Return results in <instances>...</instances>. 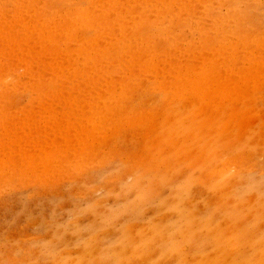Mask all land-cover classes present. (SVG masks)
<instances>
[{
    "label": "rangeland",
    "instance_id": "rangeland-1",
    "mask_svg": "<svg viewBox=\"0 0 264 264\" xmlns=\"http://www.w3.org/2000/svg\"><path fill=\"white\" fill-rule=\"evenodd\" d=\"M8 1H10V2L8 3ZM8 1L7 0H0V2L2 4V5L0 4V6H1L0 7V26H1L0 32H3L4 28H5V30H4L5 32H3V33H6V31L8 32L10 29L12 30V28H14V32H12L13 30L10 31L13 34L16 32L15 30H17V29H15L16 25L20 26L19 23H24V22H21V21H24V19L23 20H21V19L27 18V15H30L31 17L30 16L29 17L31 19H29V17H28L27 19H25V21H27L29 19V20H31V22H29V23L39 25L38 28L40 30L43 29V31H51L54 29L55 24L53 26L52 25L46 26V25H47V21L50 20V18L53 15L52 13H54L55 11L51 12V10L47 9L46 7H48V5H49V8L51 9L52 7H50V6L53 5V9L56 8L55 10L58 12V6H59V9L61 8V6L69 9L68 8L69 5L72 6L73 4L78 3V0H74V2H73V0H70L67 3H66V1H68V0H65V1L64 0H58V1L57 0H44V1L38 0L37 3H35L36 0H28V1L26 0L27 2L25 0H17V1L15 0L17 3L15 1L13 2V0L12 1L8 0ZM29 1L30 2L34 1V2L32 4H30ZM41 1H43V2H41ZM51 1H52V3H54V1H55L56 4L55 3L51 4ZM80 1H82V2H80ZM93 1L94 0H79V4L83 5V7H88V6L92 7L96 3V7H97V4L100 1L99 0H95L94 2ZM102 1H104V0H102ZM105 1H107V0H105ZM115 1H117L118 4L121 2L120 4L122 5V9H120L121 7H117L116 10L113 11V13H111V14H113L112 17L116 16L115 19L113 18L114 22L115 21H122L124 18L122 16H124L125 12H127V13H128V11L133 12L135 6H137V4L139 2V1L137 2V0L136 1L135 0H131V1L130 0H120V1L114 0V2ZM143 1H145V0H143ZM3 2L6 3L7 5L3 4ZM23 2L25 3V6H24L25 8H27L26 3H28V7H30V8H27V10L31 9V11L29 10V13L32 12V9L36 10L37 6L39 7V5L41 4V8H39V10L42 9L43 12L40 11L41 14L39 15L38 14L39 11H35V13L33 11L32 14L34 13L35 15H37L38 17L41 18L42 13H43L44 17H47L46 20H44L43 16H42L43 18H41L42 21H44L45 23L42 24V22H40V21H37L36 23H34V21L36 19L39 20L40 18H37V16H35L33 14L36 19L32 20L33 16L31 14H29L28 12H27L26 17H22V18L20 17V19H19L18 17L20 15L24 16V14H26L25 13L26 9H24V7L22 6L24 4ZM110 2H113V0H108L107 3H110ZM131 2L136 4V5H134V4L132 5ZM141 2H142V0L140 1V3ZM58 3H59V5H58ZM130 3H131V5H130L131 8L129 6L126 8L127 4H130ZM34 4H36V5L38 4V5L36 6ZM29 5H32V7L34 6L35 9L31 8V6H29ZM16 6L18 7V9ZM21 6L23 7V9L25 11L21 8ZM71 6H70V8H71ZM7 7H8V9H7ZM91 7L89 9H91ZM259 7L260 6H256V7L252 8V10L255 11V12L254 11L253 12L254 13L257 12V13L254 14L253 12H251V14L253 15V17H252V15H251V17L254 18L257 16V18L253 23H251V25H253L252 27L250 26L251 29H254L255 27L257 29L258 27L260 28L261 26H263L262 28H264V9H263L264 7L263 6H261L260 8ZM11 8L14 10L13 11L10 10ZM64 8H61V9H63V12L65 10ZM256 8L259 9V11ZM67 9L65 10L66 12L69 11ZM19 10H21V11H19ZM91 10H96V9L94 8ZM99 10H100V8H99ZM22 11H24V12L22 13ZM45 11L51 12V14L47 13L48 15L50 14V16H47L46 13H44ZM198 11H200V10H198ZM63 12L61 10L60 13H63ZM3 13H4V15H3ZM10 13H11V15H10ZM60 13H59V15L62 17L63 14L61 15ZM16 14H18V15L15 16ZM121 14H122V16H121ZM200 14H201V11H200V13L196 12L194 15L196 16L197 20L194 19L193 21L192 20L189 21L187 23V26H185V27L181 25L182 28L178 27V26L174 27L171 25H169V27L171 26V28L166 27L164 24L168 25L169 23H164V22L168 21V19L166 21L162 22V24L160 23V25H164L166 28L164 26H160L159 24L153 26V28L151 27L150 28L151 33H155L156 35L158 33L160 36H158V38H159V40H158L157 36L155 34H152L153 37L154 38L156 37V38L155 39L153 38L155 41L153 39H151V42L148 40L146 41L147 44H148V42L151 43V45L148 44V45H150L149 47L146 43H143L145 41L142 40V38L144 37V35H146V33L149 34L150 31L147 29H144L143 32L146 31L145 33L138 32L139 26H137V28H136L137 30L135 29V31L137 34H140V35H138V37L140 36L138 38V40L141 39L140 44H142L141 46H144V48H145L143 50V53H145L144 57L147 54H151V53L153 55L154 50H156L155 53L158 51L156 53L157 54L156 58H159V55H161L160 56L161 58H163V56H164V58H169V59L172 57L173 58L172 60L175 62V64L179 65V63L181 64L182 61H184L183 56H185L182 54L183 52L179 53V51L185 50L184 54H187V52L189 53L187 55L188 57L185 56V58L190 60V61L192 60L191 62H188L190 64L192 63L191 65H193V63L198 64V62L201 61V58H198L199 54H201L199 57L209 56L210 58H213L212 59L213 64H212V62H211V64L212 65L216 64V67H214V70H219V69L220 70L218 72L214 71L217 74V76L214 78H217L218 80L214 79L215 81L211 84V87H212V85L214 86V87H212V89L209 87H205L204 89L202 88L199 90L192 91V90H188L189 89V87H188L187 91H186L183 89L177 90L176 87H175V89L174 88L171 89V86H167L165 84L158 85L162 82H160V79H159V81L156 80V82H155V80H153V79H156V78H154L155 76L157 77V79L159 76V74L157 72H154L155 69H153V72H154V73L152 72L153 74H151V72L148 73V71L146 72L148 74H145L144 72H142V74H140L141 72L137 71V73L139 75L137 73L134 74V72L130 71V70L129 71L126 70L127 72L126 71L124 72L122 70L124 72V74L122 76L123 72L121 73L120 71H118V70H121V67H117V71L114 67H116L117 65L119 66L121 64V62L118 61V56L120 55L119 51L121 52V50H123V47H125V45H123L122 43H124V42L127 43V41H126L127 39L131 40V39H129L130 37L126 38L124 40V42H123V39H120L121 41L117 42V40L115 38L107 40V39H109L110 34L113 33V30L111 32L110 29H108V31H107L105 28L104 29L101 28V30L99 28L97 30L95 28V30H94V28H93V30H94L93 31L92 28H87V30H86L85 29L86 27H83L85 30L81 34L84 35L85 38L86 37L92 38V37H94V35H97V37L99 35L101 37V34L103 35L106 32V34H107L106 38L107 39H104L105 43H111V45L113 44L112 47L118 49L116 51V53L119 55L115 56V57H117V59H115V57H114V55H117L116 53L113 54V57L111 55V58H110V56L107 58L106 57L102 58L103 56L99 55L100 58H98V57L97 58L98 59L102 58L103 61L101 63L104 65H102L101 68H98L99 66H96L97 68H94V70H97V71L99 70L98 72H100L103 68H104L103 69L104 71H105V69L107 70L108 68H109L108 70L111 69L110 71L114 72L113 75L115 74V76H116L119 74L117 77H119V78L121 77V78H123V80L128 81V83H129L128 88H130L129 90H131V91L128 90L126 93L125 91L122 90L121 87L115 86V84H114L115 82L113 84L109 83L110 85H113V86H110L108 83L105 82L106 85L105 84L104 85L106 87L102 86L101 87L102 90L100 89L99 86L90 85L89 82H83V83L79 84L81 87L76 86V84L73 86H71L70 84L69 85L65 84V87H64V85H63V87L62 86L54 87V85H53V88L55 89V91L51 87L50 88L52 91L49 90L50 88H48V91L46 90L48 92V94L50 95V97L48 96V94L46 95L47 92H42L43 90L39 91V90H36L37 88L35 89L33 87L28 88V87L22 86V87H18V88L11 90V91H13V95H9L10 96V97H8L9 100H8V98L6 99V97L4 99L2 98V100H4V102L6 100H8V101H6L5 104H3L4 103L3 101L0 102L1 103L0 104V118H1L0 119V131H1L0 132V137H1L0 138V144H1L0 153L2 156H4L5 153H6V155H8L7 153H9L8 157H6V155L4 157L9 158L10 160L14 159L13 161L20 159L19 162H21V163L24 162L23 156L26 157V155H24V153L26 154L29 151H32L33 148H35V145H36L35 142H39V144H43V140L44 141L47 140L46 137L49 136L48 130L50 128H52V129L53 128H55V129L62 128V129H60V131H63L64 128H68L67 126H69L70 128H73L76 125L75 127L77 128V126L79 127V125H80L79 120H80V122L83 120H86L84 118V116L89 111H90V113L92 111H97V112H95V113H98L97 115H99L101 113L99 116H97V115L94 116L93 115L94 113L93 114L88 113L87 115L90 114L89 118H88L89 121H90V117H92V116H93L92 117L93 119H95V117H96V119L98 117H100L98 119L101 120V119H103V117L106 114L112 115L111 113H113L112 111H114L115 114L118 113V115L116 114V116H113V117H117V116L118 117H117L116 121L113 120V124H114L113 126H116L118 120L120 121L121 120L120 118H122V117H124L122 120H124L125 123L123 121L122 122L120 121V122H118L116 128L115 127H113V128L108 127L109 126L108 125L107 126L108 128H106L107 130L103 129V131H101V129H100V132H99L100 134H101V132H104L103 134H101V135H103V137L99 136L100 134L97 133L98 131L95 132L96 131V128H95L94 132H95V135L98 134V135H96L97 138H100V140H101V138L104 140L106 139V137H107V139L110 138L108 140V144H107V142H104L102 144V142L104 140H102V142H100L101 144L97 143V142H99V141H97L96 142L97 144H95V143L93 144V145H95V149L93 148L94 146L93 147L90 146V148H89L90 152L89 151H84L86 153L82 152L84 155L83 156L84 158L87 157L85 155H88V157H89V158L88 157L86 158L87 161L84 159L86 162H82L83 161L82 156H80V159L82 158L80 160L77 158L78 156L76 157L73 154L74 157H76V158H73V156H71L72 150L71 151L68 150L69 153L67 152L68 153L67 157L71 156L72 158H70V162L64 161V162H66V165H65V163H64V165L66 167L68 166L67 168H65V169H67L66 170L67 172L65 170H63V171H65V173H64L62 171L63 168L60 169L61 175L59 176L58 175L59 170L57 171V168H55V166H54L53 168H54L55 172L56 171L58 172L57 174H55V172H53L54 178H52L51 176H50V178L47 177V176L51 175V172L53 169L50 170V168L53 165L49 166L48 173H46L47 170H44V172L46 171L45 173L47 174L46 177H45V175L43 176V174H45L44 172H43V174H40V176L38 174H35L36 177H34L33 176L34 173H32V172H35V169L33 170V168H32L33 171L29 172L28 170H30L29 169V168H31V166H30V167H28V170H27L28 173L27 172H26V174H25V172L23 173L26 175V176L24 175L25 177H28V178H25L24 176H22L23 171L20 172V169H19L20 167L22 168V166H20V164H18L17 166L18 167L20 166V167L19 168L16 167L14 169H16V171H17V169L19 170V172H20L19 174H21L20 175L21 179H23V180H20V179H18L19 175L16 178L17 173L15 170L14 171H15L16 175H14V174L12 175L11 172L9 173L5 167L1 166V162H0V167L2 169L5 168V169H3V171L6 170L7 173H9L12 176H15V178H16V179H14V177H11V176L8 177L9 174L7 175L6 173L5 174L7 175V177L5 178V176H3L5 179L0 177L2 180V181L0 180L1 181L0 182V264H63V261L67 257H70V256L75 257L77 255H82L83 253L79 249H76V250L72 249V245L76 242L77 237L72 235V232L75 230L74 227L72 225L68 224V221L70 219V215L72 214V212L74 210L79 209V208H85V207H87L88 203H94L98 207L94 210L86 211L83 215L80 216L79 220L76 223H78L80 226L90 225V224H99L100 220H101L100 214L102 212L107 211V208L105 207V205L115 206V205H118V204H121L124 202L125 198L123 197L122 193L127 190L128 186H130L127 184L128 177H132L131 183L138 185L137 191L139 192V194H141L144 197L143 210L139 215L127 214V215L121 217V219L118 220L115 223V225L110 227L107 230V232L104 233V235L116 238V237H119V235L121 234V231H126L132 236L134 241H136L137 243H139L140 241H144V240H151L152 241L151 251L147 255H140L139 253H133L132 249L128 250L127 256L130 257V264H151V262L153 260H156L157 264H264V76L259 73V75H258L259 77L256 76L257 78H255V77H253L255 75H253L252 72L249 71L253 68L254 64H252V63L260 61V58L264 59L261 57V56L264 57V34H263L264 30L262 28H260V29L258 28L259 30L257 29L258 30V31L256 30L257 32L253 31L252 33H250L248 38L240 37L243 40V42H242L241 39L238 37L240 35V33L237 34L234 32V34H233V32H232L234 29L235 30H236V28L238 29L237 25H235L234 23H231V24H234L235 28L226 29V28H224V25L222 23L218 24L220 22L216 23V22L212 21L211 18L213 15H209V14L204 13L206 15V17H205V15L203 13H202L203 16H202V14L201 15ZM54 15H56V14H54ZM254 15H256V16H254ZM8 17H11V18H8ZM15 17H17V20H20V21H17ZM56 17H57V15H56ZM57 18H59V17H57ZM8 19H9V22L11 23L10 25H9ZM13 19H15V20L13 21ZM210 19H211V22H210L211 25L207 24L208 21H210ZM4 20L7 23L6 26L3 24ZM198 20L202 24L199 23ZM258 20H259V22H258ZM12 21L14 24H16L15 27H14V25H13V27L11 26ZM28 21L26 22V24L24 23L23 25H25V30L28 31V33H29V31H30L29 28H31L30 27L31 25L28 28H26L29 25ZM17 22H19V23L17 24ZM197 23H199V24H197ZM50 24H51V21H50ZM60 24L59 25L56 24L55 29H57L56 27L60 26ZM190 24H191V26H190ZM200 24H201L202 28L199 26ZM259 24H261V25H259ZM35 25L33 27H35ZM48 25H49V22H48ZM208 25H210V26H208ZM2 26H3V28H2ZM193 26H198L197 30ZM114 27L116 29H120L121 25H117ZM158 27H164L163 29L165 30V32H166V30L168 31V33L166 32L168 38L166 36V33H164L162 31L163 29L158 28ZM8 28H10V29H8ZM200 28H201V31L203 30L202 33H204L203 37H205V36L210 37L212 35L210 37L211 40L208 37L209 38L208 39L209 44L208 43L204 44L207 41L206 40L207 37H205L206 39H204V40H200L203 38L202 36H200V34L203 35L200 32ZM212 28H214L216 31H213ZM37 29H34V30H37ZM172 29H174L173 30L174 34L180 33V31H181V34H177L178 37H176L177 38V39H175L176 41L173 38L175 36L170 37L173 40H171L169 38V35H171L170 33H171ZM22 30H24V29L22 28L21 31ZM32 30H33V28H32ZM40 30H38L37 32H39ZM58 30H59V28H58ZM99 30H100V32L98 33ZM102 30H103V32H102ZM227 30H229V31L232 30V31H230L231 32L230 33L229 31L227 32ZM21 31H19V28H18V33L16 32L14 35L18 34L20 36L21 34H19V33ZM118 31H120V30H118ZM219 31L220 32L226 31L227 34L221 33V35L219 34L221 37L219 36L220 38H217L218 37L217 33H220ZM30 32H32V31H30ZM84 32H85V34H84ZM107 32L108 33L111 32V33L108 34ZM117 32H115V33H117ZM134 32L132 34H134ZM254 32H256V34H257L256 36L260 35V36H258V38L256 37L259 40H258V42L255 41L254 42L255 44L252 41L248 42V40L251 37H253V38L255 37ZM22 33H24V32L22 31ZM96 33H98V34H96ZM120 33H121V31H120ZM185 33H186V35H185ZM161 34H163L164 36H162ZM182 34H183V36H182ZM228 34H230L232 40H234V41H231V43L229 42L230 36ZM4 35L2 34V36H1V34H0V37H1L0 44L2 42V37ZM18 35H16V36H18ZM22 35H25V34H22ZM29 35H31V33H29ZM197 36H199V37L196 40ZM224 36H226L228 38L225 37L226 38L225 39V38H223ZM35 37H38V36H35ZM111 37H113V36H111ZM21 38H22V36H21ZM21 38L19 37L18 39L20 40ZM184 38L186 41L187 40L188 41L186 42L184 40ZM222 38L225 39L226 41H228V40L229 41L226 42L224 40L225 41V43H224L222 40H220ZM256 38H254V39H256ZM144 39H145V37H144ZM216 39L217 40L219 39L220 41L219 40L217 41ZM15 40H17V37ZM152 40L154 41V43ZM177 40H179V41H177ZM235 40H237L238 42ZM250 40H252V39H250ZM73 41L74 42H72V43L70 42L71 44L70 43L64 44V47L65 46L66 47L71 46L68 49L69 50L68 55H70L72 57V60H73V58L75 59L74 56L77 55L76 53H78V56H79V54H81L80 52H78V51L75 52V51L77 50V48L82 47V46H80V42H79V46H78V44H77L78 40L75 39ZM156 41L158 43L160 41L161 43H159V45H158V43L156 44ZM167 41H168V43H167ZM174 41L177 43L175 44ZM75 42H77V43H75ZM181 42H182V45H180ZM244 42H245V44L243 45ZM15 43L17 44V42H15ZM48 43L49 42H47V44H44V45L47 46V45H49ZM219 43H221V44H219ZM222 43H224V44L227 43L228 45L236 44V49L238 46L241 47L242 49L239 47L237 49V56L238 57L239 56L242 57L243 55L247 56L246 54L250 55V53H247L248 50H246V49H248V46H252L250 48H256V49L258 48L256 50V51H258L257 57L256 56L250 57L251 62H252L251 64H250V62L249 63L245 62V60H243V59H242L243 65H242L241 61H240V63L238 61H235V63H234L235 58L230 57L232 55L230 53V51H232L231 48H230V50H228L229 52L228 51H225V52L222 51V52L218 53L217 49H218V47H220V45H222ZM51 44H52V46H54L53 42H51ZM62 44L63 43H61V46H63ZM144 44L147 46H145ZM155 44L157 45V49L152 50L154 47L156 48ZM172 44H173V47H171ZM178 44H179L180 48L182 47L181 49L178 48V49H180L179 51L176 50L177 47H179ZM203 44H204L203 47L205 49L202 48ZM211 44H213L212 49L215 47L214 45L216 44L217 47L214 48V50L216 49L217 52L216 51L214 52V50H210ZM36 45H35V47H38L41 44L38 43V45L37 46ZM117 45L120 47H118ZM165 45H167V46H165ZM188 45H190L191 47ZM200 45H201V47H200ZM205 45H207V46H205ZM33 46H34V44L31 47H33ZM73 46H74V48H73ZM169 46H170V50H169V48L167 49V47H169ZM243 46L244 47L246 46V47L244 48ZM260 46H262L263 48ZM20 47H22V46H20ZM24 47H22V48H24ZM194 47L196 49H194ZM160 48H163V49H160ZM164 48H166V49H164ZM198 48H199V50H198ZM206 49L208 50V52ZM146 50H147V52H146ZM196 50L198 53L196 52ZM65 51H67V48ZM79 51H81V50H79ZM171 51H174V52L171 53ZM71 52H72V54H70ZM159 52H160V54H159ZM190 52L191 53L193 52L192 53L193 55ZM195 52L198 55L197 56L195 54L197 57H194ZM199 52H201V53H199ZM202 52L205 55L202 54ZM259 52H261L263 54L261 55V53H259ZM221 53H223V54H221ZM226 53L228 56L226 55ZM242 53H244V54H242ZM239 54H241V55H239ZM66 55H67V53H66ZM83 55H85V54H82V56ZM165 55H166V57H165ZM5 56H4V60L8 57V56H6V58H5ZM82 56H79V57H82ZM130 56H131V58L128 55L130 60L127 57L126 61L131 62V59H132L134 62H138L141 59V58H138V56L137 57L133 56L132 54ZM190 56L193 59H190L191 58ZM225 56L227 59L224 58ZM258 56H259V58H258ZM56 57L59 58L58 55ZM62 57H64V56H62ZM229 57H230V59H229ZM156 58H154V59L158 60ZM164 58H163V60H164ZM195 58L196 59L198 58L197 61H195ZM252 58H253V61H252ZM2 59H3V57H2ZM55 59L56 58H54V60ZM65 59H68V58L65 57ZM105 59H110L111 60V61L109 60L110 64H108L109 62H107V60H105ZM177 59H179L181 62L179 60L177 61ZM257 59H258V61H257ZM58 60L60 61V59H58ZM62 60H63V58H62ZM83 60H84V58H83ZM112 60H113V62H112ZM235 60H237V59H235ZM93 61L94 60H92V61L89 60V64H91V65L93 64V66H94L95 63H93ZM114 61H116V62H114ZM117 61H118V64H116ZM176 61H177V63H176ZM193 61H195V62H193ZM227 61H228V63H226ZM230 61H232V63L234 65L235 64L237 65V66L235 65L236 68H238L237 63H239V66L241 65L240 67H247L248 68L247 72H248V74L250 72L249 75L247 73L246 74H240V77H242V79H244L243 82H242V79H239L240 77L238 75V73H240V71H242V70H240V71H238L236 69H235V71L229 70L230 71V73H229V71L226 68L225 71L227 70V72L225 73L223 68H225L227 66V64H228V66H230L232 64ZM4 62L6 63V61H4ZM83 63L84 64L81 65L82 69L80 68L81 69L80 72H83L84 76L82 75V73H80V77H82L81 80L89 81V77L87 76L86 73H88L89 76L93 75L94 70L92 69L93 73H91V70H90L91 66H89V64L86 65L85 62H83ZM111 63H113V64H111ZM7 64L8 63H6V65ZM41 64H43V63H41ZM6 65L4 64V66H6ZM107 65H109V66H107ZM248 65H249V67H248ZM86 66L89 67L90 71H88V68ZM103 66H105V67H103ZM110 66H112V68H110ZM83 68H84V70H83ZM110 71H109V73H111ZM115 71L119 72V73H116ZM232 72H235V73H232ZM236 72H237V74H236ZM125 73H127V76H125ZM130 73L135 75V76H132ZM156 73H157V75H155ZM223 73H225L226 76ZM113 75L112 74L110 75L111 78L113 77ZM137 75L139 78L137 77ZM140 75H143V77L142 76L140 77ZM145 75H147V77L149 76L151 78L149 79V77H148V79H147V77H145ZM242 75H244V76H242ZM246 75H248V76H246ZM152 76H153V78H152ZM220 76H222V77H220ZM237 76H238V78H237ZM260 76H262L263 78ZM119 78H117L118 80L116 79V77H114L112 79H113V81H115V79H116V82H117V81H119ZM127 78L128 79L130 78V80H127ZM159 78H161V77H159ZM142 79L144 80V82ZM220 79L223 80L224 83L220 82ZM246 79H247V81H246ZM255 79H257V80H255ZM238 80L240 82V85H239ZM157 81L160 83H157ZM137 83L139 84V86ZM142 83H144V84H142ZM215 83H217V84L215 85ZM221 83H223V84H221ZM226 83H228L227 86L225 85ZM255 83H256V86H255ZM248 84H250V86ZM223 85H224V87H223ZM241 85H245V87L241 86ZM48 86H52V85H48ZM69 86H70V88H69ZM107 86H109V87L107 88ZM158 86H160V87L158 88ZM233 86H235V87L232 88ZM240 86L242 87V90H241ZM12 87L13 86H11L10 89H12ZM147 87H149V88H147ZM154 87H157V89ZM218 87H220V89ZM82 88H83V90H82ZM227 88H229V90ZM19 89H21V90H19ZM60 89H62V90H60ZM70 89H72V90H70ZM108 89H110L109 90L110 95L108 98L109 100L107 99L108 94H109V92L107 91ZM112 89H113V91H112ZM214 89L216 91H218L217 92L218 94L222 93V94H220L222 96L219 95L220 99H217L218 95H216V92ZM225 89H226V91H225ZM114 90H116V91H114ZM117 90L118 91L122 90L121 94H120V91L118 92ZM169 90H171V91L173 90L172 93ZM35 91H37V92H35ZM38 91L42 92V93H39ZM49 91H51V92L49 93ZM197 91H198V94L200 96H196V95H198ZM199 91L200 92L204 91V92L201 95V93ZM228 91H229V93H228ZM173 92L175 95H178V96H175L173 94ZM181 92L183 93V96L186 93H188V94H186V96H184V97L183 96L181 97V95H182V94H180ZM231 93H232V95H229ZM10 94H12V92H10ZM93 94H95V95H93ZM97 94H98V96L100 95L99 98H97L98 97ZM169 94H171V95H169ZM226 94H227V96H226ZM42 95L44 96V98H42L43 97ZM113 95L116 97V99ZM190 95H192V96H190ZM203 95L209 96V97L205 98V96H203ZM214 95H216V96H214ZM58 96H59V100H58ZM60 96H62V98H64V99L66 96L67 97L65 100H63V99L61 100ZM89 96H91V98ZM92 96H93L94 100L92 99ZM117 96L119 98H117ZM127 96L130 98H128ZM170 96H172L171 99H170ZM211 96L216 99V101L214 100L215 102L213 101V99L211 100ZM52 97H54L56 99V102H54L55 99ZM72 97H73V99H72ZM88 98L91 99V101ZM174 98H176V99H174ZM51 99L52 100L54 99L53 102ZM74 99H75V102H74ZM47 100L48 101L50 100L49 101L50 103H48ZM92 100H93V102H92ZM101 100L103 103L101 102ZM9 101H12V102L10 103ZM88 101H90V102L88 103ZM127 101H129V103ZM65 102H67V103H65ZM68 102H69V104H68ZM81 102H82V104H81ZM104 102H105L106 106H105ZM57 103H59V104H57ZM112 103L114 105L116 103H118L119 107L117 105L114 106ZM71 104H72V107H71ZM95 104H97V105H95ZM99 104H100V106H99ZM206 104H207V106L205 107ZM4 105H6V106H4ZM208 105H210L211 107ZM63 106H64V108H63ZM111 106L113 109L112 108H111V110L108 109ZM27 107H29V109ZM66 107H67V109H66ZM87 107L92 108V110L87 108ZM106 107H108V108H106ZM20 108H21V110H20ZM37 108H39L38 111H37ZM46 108H47V110H45ZM48 108H50V109L48 110ZM114 108H116V109H114ZM126 108H128L127 111L125 110ZM129 108H131V109H129ZM146 108H148V110H146ZM14 109L16 111H14ZM41 109L43 111L40 112L39 110H41ZM51 109H52V111H50ZM68 109H69L70 115L66 114V113H68L67 112ZM80 109H81V112L85 113V115H81L83 113L80 112ZM150 109H151V112H150ZM27 110H28V112H27ZM54 110H55V112H53ZM57 110H59V111L57 112ZM65 110H66V112H64ZM83 110H85V111H83ZM131 110H132V112H130ZM135 111H137V112H135ZM47 112H48V114H47ZM73 112H75V114ZM102 112H104V113H102ZM139 112L141 114H139ZM152 112H154V113H152ZM51 113L53 114V116ZM71 113L75 116L77 114V117L72 116ZM121 113H124V116ZM147 113H148V115H147ZM45 114H47V116ZM61 114H62V117H61ZM79 114L81 115L80 116L81 118L79 117ZM126 114H127L128 118H127V116H125ZM131 114H133V116ZM149 114L151 115V117L149 116ZM152 114L154 116H152ZM38 115H39V117H38ZM42 115H43V117H42ZM143 115H144V117L141 119V117ZM26 116H27V118H25ZM32 116L34 117L33 118L34 121H32L33 120ZM45 116L49 119L47 120V118H44ZM54 116H55V118H58L59 116L60 117L58 119L54 120L53 119ZM119 116H121V117H119ZM85 117H87V116H85ZM113 117L111 116V118H113ZM30 118H31V120H28ZM135 118L138 122H139L138 118L141 119L140 125H138L139 123L135 120ZM23 119L27 123H25L23 121ZM77 119H79V120H77ZM81 119H83V120H81ZM129 119L130 120L132 119V121L134 120L133 122L136 121L138 123L137 124L138 126L135 125L136 128H134L135 127V126H133L134 124H132V123H131L132 125L127 124ZM148 119H149V121H148ZM17 120H18V122H17ZM61 120L63 121V124H62ZM126 120H128V121H126ZM143 120L144 121L146 120L145 122L148 121V124H146ZM52 121H53V123H52ZM66 121H67V123H66ZM69 121H71V122L69 123ZM47 122L48 123L51 122V126H50V123L48 124ZM58 122H59V127H58ZM86 122L87 121H85V122L83 121L82 126H84L85 128L90 126L87 129L91 130V128L93 126L90 125L89 122H88V124ZM151 122L153 125H151ZM16 123H18V124H16ZM2 124L8 125V126H4L5 128L8 129L7 131H3L4 127ZM19 124H20V126H18ZM25 124H27V125H25ZM126 124H127V126H126ZM16 125L18 126L17 128L19 129L18 132H17V128L15 129ZM21 125H23V128ZM28 125L29 126L31 125V126L29 127ZM124 125H125V127H124ZM128 125H130V127ZM9 127L11 128V130H13L12 128H14V130L13 131L9 130L10 129ZM118 127L121 129H119ZM20 128H21V130H20ZM25 128H27V129H25ZM47 128H49V129H47ZM110 128L113 132H110ZM22 129H23V133L28 132L27 135L22 133ZM24 129H25V132H24ZM36 130H38V132L41 133L42 137L40 136V133L38 135H36L38 132L35 134L34 131H36ZM43 130H45V131H43ZM15 131H16V133H15ZM29 131H31V132H29ZM42 131H43V133H42ZM105 131L107 134L105 133ZM32 132H34L33 135L35 134L34 139L32 137H30V136H33V135H31ZM44 132L46 133V135H44L45 134ZM6 133L9 135L7 136ZM24 135L26 136L25 137L26 139L24 138ZM35 138H37V139H35ZM1 139H3V140H1ZM8 140H9V142L11 141L10 142L11 144L7 143ZM14 140H16V143ZM33 140H35V141H33ZM1 141L3 142L4 145L1 143ZM21 141L23 143L24 142L25 143L23 144V143H21ZM27 141H29V142H27ZM40 142H42V143H40ZM21 144L25 148L24 147L22 148ZM104 144H107V146ZM12 145H14V147ZM30 145L31 146L33 145L32 146L33 148ZM110 145H111V147L114 148V150H111L113 148H110L109 147ZM2 146H3V149H2ZM4 147H6V149ZM19 147L21 149H19ZM26 147L28 148V150L30 148V150L27 151ZM91 147L93 149H91ZM105 147L107 148V150L109 152L108 151L106 152ZM101 148H103V149L101 150ZM8 149H9V151H7ZM97 149H99V150L96 151ZM18 150H20V152ZM93 150H95L96 152L95 151L93 152ZM21 151H23V152H21ZM112 151H113V153H112ZM236 152L237 153L239 152V153L236 154ZM241 153H242V155H241ZM124 154H127V155H124ZM129 154H131V155H129ZM244 154H245V156H244ZM247 154H249V155H247ZM89 155H91V157L93 155L94 159H92ZM236 156H238V157L236 158ZM225 157H227L228 160H227V158L224 159ZM246 157H247V159H246ZM105 160H106V162H105ZM78 161H79V164H80V162L83 163L82 165H80V167L78 166ZM25 162H26V160H25ZM57 162H60V160H58ZM98 162H99V164H98ZM27 164L28 163L26 162L24 168L29 166ZM250 164H253V165H250ZM56 166L58 167V169H59V167H65L62 165L59 166V164H57V163H56ZM38 167L36 169H39ZM222 167H224V168H222ZM82 168H83V170H82ZM126 168H127V170H126ZM255 168H257V169H255ZM40 170H41V167H40ZM40 170H38L36 172L42 173V172H40ZM3 171L1 170L0 173H3ZM61 171L63 173H61ZM31 173H32L33 178L31 176ZM27 174H28V176H27ZM66 174H67V176H66ZM0 175L2 176V174H0ZM41 175H42V177H41ZM22 177H24V178H22ZM43 177L45 179H47V181ZM7 178L10 181L7 180ZM11 179H13V180H11ZM185 179H187L191 182L192 186H191L190 194H189L188 198L186 199V201L184 202V205L182 206L181 211L177 212V211L170 210V205L174 203V201H172L170 198L171 197V193L169 190L170 186L172 184L183 181ZM6 180H7V182L8 181L9 182L7 183ZM39 180H41V181H39ZM24 181H26V182H24ZM42 181H44V182H42ZM4 182H5V184H1ZM101 190H103L102 194L97 195V193L101 192ZM134 195H135V193H134ZM160 200H166V203L164 205H161V204H159ZM122 226H124V227H122ZM177 228H179V231H177ZM169 240H179V241L183 242L184 252H183L182 257L169 255V256L164 257L163 259H160V254L162 251L161 246L163 244H165L166 242H168ZM57 244H59L61 249H64L65 246H67V250L57 252L56 248H55V246ZM68 264H75V261L74 260H68Z\"/></svg>",
    "mask_w": 264,
    "mask_h": 264
},
{
    "label": "bare ground",
    "instance_id": "bare-ground-1",
    "mask_svg": "<svg viewBox=\"0 0 264 264\" xmlns=\"http://www.w3.org/2000/svg\"><path fill=\"white\" fill-rule=\"evenodd\" d=\"M8 1V0H7ZM12 1V0H11ZM15 0H13V2H14ZM17 1V0H16ZM15 1V2H16ZM26 1V0H25ZM28 1V0H27ZM26 1V2H27ZM37 1L38 0H36V2L35 3H37ZM44 1V0H43ZM43 1H41V2H43ZM58 1V0H57ZM65 1V0H64ZM70 0H68V1H66V3L67 2H69ZM95 1V0H94ZM93 1V2H94ZM100 2L97 4V7H96V3L91 7V6H88V7H83V5H80L79 4V0H78V3H75V4H73L72 6L71 5H69V9H67V8H64L63 6H61V8H64L65 10L67 9V10H69V11H65L64 10V12H63V9H61L62 10V12L63 13H60L61 12V10L59 9V6H58V12L55 10L56 8H54L53 9V5L52 6H50V7H52L51 9L49 8V3L47 4L48 5V7H46L47 9H49V10H51V12H54V13H52L53 15H52V17L50 18V20H48L47 21V25L46 26H50V25H54V29L53 30H51V31H43V29L42 30H40L38 27H39V25H35V24H31V23H29V22H31V20H29V19H31L30 17V15H27V12L29 13V10L31 11V9H29V10H27V8H30V7H28V3H26L27 4V8H25L24 6H25V3L22 5L23 7H24V9H26V11L23 9V7L21 6V8L25 11V13L26 14H24V16H19L18 18L20 19V17L22 18V17H26V15H27V18L29 17V21H28V23H29V25L26 27V28H28L30 25V27L31 28H29V30L30 31H34L33 33L32 32H30L29 31V33H31V35H29V33H28V31H26L25 30V25H23L24 23L26 24V22L27 21H25V19H27V18H22L21 20H23L24 19V21H21V22H24V23H19V22H17V24L19 23V25L20 26H18V25H16V24H14L13 23V21L15 20V19H13V21H12V27H13V25H14V27H15V25H16V27H15V29H17V30H15L17 33H18V28H19V31H21V29L23 28L24 30H22L24 33H22V31L19 33V34H21L20 36L18 35V34H16V35H18L20 38H21V36H22V38L19 40L18 38V36H16V35H14L13 33H11L10 31H12V32H14V28H12V30L10 29V28H8V29H10L8 32L6 31V33H3V32H5L4 30H5V28H4V30H3V32H0V34H1V36H2V34L4 35L3 37H2V42H1V44H0V102L1 101H3L4 102V100H2V98L4 99L5 97H6V99L8 98V97H10L9 95H13V91H11V90H13V89H15V88H18V87H30V88H37L36 90H43L42 92H47L48 91V88H53V85H54V87H59V86H62L63 87V85H64V87H65V84L66 85H71V86H73V85H75L76 84V86H80L79 84L80 83H83V82H89V84L90 85H96V86H99L100 87V89H101V87L102 86H104V87H106L105 85H106V83H110V84H113L114 82V84H115V86H119V87H121L122 88V90L123 91H125L126 93H127V91L130 89V88H128V81H126V80H123V78H119V77H117L118 75H116L115 76V74L113 75V71H110V70H106L105 69V71L102 69L100 72H98L97 70H94V68H97L96 66H99L98 68H101V66L102 65H104V64H102L101 62L103 61V59L102 58H107V57H109L110 56V58H111V55H112V57H113V54L114 53H116V51L118 50L117 48H114V47H112V45H111V43H105V41H104V39H107L106 38V32L102 35L101 34V37L98 35V37H97V35H94V37H84V35H82L81 33L86 29L87 30V28H92V30H93V28H94V30H95V28H96V30L99 28L100 30H101V28L102 29H106L107 31H108V29H110L111 30V32H112V30H113V33H111V32H107L108 34H110V37L111 36H113V37H109V39H107V40H110V39H116L117 40V42L119 41H121L120 39H123V42H124V40L126 39V38H129V39H131V40H126L127 41V43H122L123 45H125V47H123V50H121V52L119 51V53H120V55L119 54H117V55H114V57L115 56H118V61L119 62H121V66L119 65H115L116 67H114L115 69H116V71H117V67H121V70H118V71H120L121 73L124 71H126V70H130V71H133L134 72V74H136L137 73V71H139V72H141L140 74H142V72H144L145 74H148L149 72H151V74H153L154 72H157L158 74H159V76H158V79H157V77L155 76L154 78H156V79H153V80H155V82H156V80H158L159 81V79H160V82H162V83H160V82H158L157 81V83H160V84H158V85H162V84H165V85H167V86H171V89H175V87L177 88V90L178 89H183V90H186L187 91V88L189 87V89L188 90H192V91H194V90H199V89H204L205 87H209V88H211L212 89V87H214L213 85H212V87H211V84L215 81L214 79H217V78H214V77H216L217 76V74L215 73V72H218L219 70H214V67H216V64L215 65H212L213 64V61H212V59L213 58H210L209 56H202V57H199L201 54H199V56L196 54V52H197V50H196V52L194 53V55L196 54L197 56H198V58H201V61H199L198 62V64H196V63H193V65H191L190 63H188V62H191L190 60H188V59H186L185 58V56H187L189 53L187 52V54H184L185 52V50H180L181 48H180V46H179V44H178V46L179 47H177V49L176 50H180L179 51V53L181 52H183L182 54L183 55H185V56H183L184 58H183V60L184 61H182V63L180 64L179 63V65L178 64H175V62L172 60L173 58L171 57L170 59L169 58H164V56H163V58H164V60H163V58H161L160 56L161 55H159V58H156L157 56V52L155 53V51L156 50H154V49H157V41H156V44H155V46H156V48L154 47H152L153 49L152 50H154V52H153V55H152V53L151 54H147L145 57H144V54L145 53H143V50L145 49L144 48V46H141L142 44H140L141 43V39L140 40H138V38L140 37H138V35H140V34H137L136 33V31H135V29L137 28V26H139V31L138 32H143L144 31V29H147V30H151L150 28L152 27L153 28V26H155V25H157V24H159L160 25V23L162 24V22H164V21H166L167 19H168V21H166V22H164V23H169L168 25H166V24H164L166 27H169V25H171V26H174V27H181V25L182 26H187V23L189 22V21H193L194 19H196V16L194 15L196 12H199L200 13V11H201V14L203 13H205V14H209V15H213L212 16V21L213 22H216V23H218V22H220V23H218V24H223L224 25V28H226V29H233V28H235V26H234V24L235 25H237V27H238V29L236 28V30L234 29L233 31L232 30H230V31H232L233 32V34H234V32L235 33H237V34H239L240 33V35L238 36L239 38L240 37H246V38H248L249 37V34L250 33H252L253 31H256L257 29H256V27L254 28V29H251V27L253 26V25H251V23H253L255 20H256V18H257V16L256 15H254V16H256V17H254V18H252L253 17V15L251 14V12H253L254 10H252V8H254V7H256V6H263L264 7V0H145V1H143L142 0V2L140 3V1L141 0H137V2H138V4H137V6H135V8H134V10H133V12H130V11H128V13L127 12H125V14H124V16H122V14H121V16L122 17H124L123 18V20L122 21H113V18L115 19V17H112V15L113 14H111V13H113V11H115L116 10V8L117 7H121L120 9H122V5L119 3L118 4V2L117 1H115L114 2V0H113V2H110V3H107L108 2V0L107 1H102V0H99ZM120 1V0H119ZM131 1V0H130ZM136 1V0H135ZM10 1H8V3H9ZM30 2V1H29ZM34 2V1H33ZM33 2H30V4H32ZM73 2H74V0H73ZM76 2V1H75ZM80 2H82V1H80ZM124 2V1H123ZM134 2V1H133ZM136 2V3H137ZM17 3V2H16ZM54 3H55V1H54ZM54 3H52V1H51V4H54ZM62 3V2H61ZM60 3V4H61ZM72 3V2H71ZM129 3V2H128ZM132 3V2H131ZM131 3L130 4H127V6H126V8L129 6L130 7V5H131ZM262 3V4H261ZM0 4H1V2H0ZM3 4H6V3H4L3 2ZM50 4V5H51ZM56 4V3H55ZM134 3H132V5H133ZM261 4V5H260ZM2 5V4H1ZM7 5V4H6ZM5 5V6H6ZM18 5V4H17ZM20 5V4H19ZM34 5H36V4H34ZM38 5V4H37ZM36 5V6H37ZM58 5H59V3H58ZM65 5V4H64ZM125 5V4H124ZM134 5H136V4H134ZM29 6H31V8H34V6L32 7V5H29ZM35 6V7H36ZM55 6V5H54ZM70 6H71V8H70ZM1 7V6H0ZM17 7V6H16ZM91 7V9H96V10H91V9H89ZM94 7V8H93ZM124 7V6H123ZM133 7V6H132ZM259 7V8H260ZM6 8V7H5ZM4 8V9H5ZM14 8V7H13ZM39 8H41V4L39 5V7L37 6V9L36 10H33L32 9V12L34 11V13H35V11H39V15L41 14L40 13V11L41 12H43V10L42 9H40L39 10ZM99 8H100V10H99ZM131 8V7H130ZM7 9H8V7H7ZM17 9H18V7H17ZM20 9V8H19ZM35 9V8H34ZM45 9V8H44ZM257 9V8H256ZM264 9V8H263ZM10 10H14V9H10ZM16 10V9H15ZM53 10V11H52ZM125 10V9H124ZM131 10V11H132ZM198 10H200V11H198ZM252 10V11H251ZM258 11H259V9H257ZM19 11H21V10H19ZM18 11V12H19ZM24 11H22V13L24 12ZM2 12V11H1ZM7 12V11H6ZM32 12L31 13H29V14H31L32 16H33V18H32V20L33 19H36L35 17H34V15L32 14ZM51 12H44V13H46V15L47 16H50V14H51ZM66 12V13H65ZM255 12V11H254ZM253 12V13H254ZM5 13V12H4ZM4 13H3V15H4ZM8 13V12H7ZM6 13V14H7ZM15 13V12H14ZM47 13H50L49 15L47 14ZM58 13V14H57ZM59 13L62 15V17L59 15ZM65 13V14H64ZM115 13V12H114ZM132 13V14H131ZM257 13V12H256ZM256 13H254V14H256ZM259 13V12H258ZM19 14V13H18ZM18 14H16L15 16H17ZM21 14V13H20ZM54 14H56L57 15V17H59V18H57L56 17V15H54ZM110 14V15H109ZM120 14V13H119ZM193 14V15H192ZM200 14V15H201ZM203 14H202V16H203ZM204 14V15H205ZM10 15H11V13H10ZM9 15V16H10ZM45 15V16H46ZM116 15V14H115ZM251 15H252V17H251ZM7 16V15H6ZM5 16V17H6ZM14 16V15H13ZM35 16H37V15H35ZM42 16L44 17V14L42 13ZM41 16V18H43ZM55 16V17H54ZM120 17V16H119ZM195 17V18H194ZM205 17H206V15H205ZM204 17V18H205ZM7 18V17H6ZM8 18H11V17H8ZM13 18V17H12ZM16 18V20H17V17H15ZM37 18H40V17H38L37 16ZM39 19V20H35L34 21V23H36L37 21H40V22H42V24L43 23H45L44 21H42V19ZM46 18L47 17H44V20H46ZM183 19V20H182ZM211 19H210V21H208V23L207 24H210V22H211ZM12 20V19H11ZM10 20V21H11ZM197 20V19H196ZM3 21V20H2ZM17 21H20V20H17ZM50 21H51V24H50ZM207 21V20H206ZM4 22H5V20H4ZM3 22V24L6 26V22L4 23ZM8 22H9V19H8ZM16 22V21H15ZM48 22H49V25H48ZM198 22H199V20H198ZM258 22H259V20H258ZM257 22V23H258ZM263 22V21H262ZM2 23V22H1ZM61 23V24H60ZM184 23V24H183ZM199 23H201V22H199ZM199 23H197V24H199ZM231 23H234V24H231ZM249 23V24H248ZM11 23L9 22V25H10ZM56 24L57 25H59L60 24V26H57L56 28L57 29H55V26H56ZM186 24V25H185ZM192 24V23H191ZM191 24H190V26H191ZM202 24V23H201ZM201 24L199 25L200 27H201ZM262 24V23H261ZM261 24H259V25H261ZM22 25V26H21ZM35 25V27H33ZM117 25H121V28L120 29H116L114 26H117ZM164 25H160V26H164ZM194 25V24H193ZM196 25V24H195ZM211 25V24H210ZM210 25H208V26H210ZM164 26V27H165ZM171 26L169 27V28H171ZM228 26V27H227ZM251 26V27H250ZM255 26V25H254ZM9 27V26H8ZM21 27V28H20ZM83 27H86L85 29L83 28ZM164 27H158V28H164ZM165 27V28H166ZM173 27V28H174ZM193 27H195L196 28V30H197V28H198V26H193ZM263 26H261L260 28H262ZM0 28H1V26H0ZM2 28H3V26H2ZM32 28H33V30H32ZM38 28V29H37ZM58 28H59V30H58ZM182 28V27H181ZM202 28V27H201ZM201 28H200V32L202 33L203 32V30L201 31ZM259 28V29H260ZM34 29H37V30H34ZM213 29V31H216L214 28H212ZM258 29V30H259ZM263 30H264V28H262ZM38 30H40L39 32H37ZM93 30V31H94ZM100 30L98 31V33L100 32ZM118 30H120L121 31V33H120V31H118ZM137 30V29H136ZM174 29H172V31H171V35H169V38L171 37V36H175V37H173L174 38V40L175 39H177L176 37H178L177 36V34H181V31H180V33H177V34H174L173 31ZM187 30V29H186ZM239 30V31H238ZM257 30V31H258ZM262 30V31H263ZM105 31V30H104ZM120 33H118V32ZM135 31V32H134ZM159 31V30H158ZM164 33H168V31L166 30V32H165V30L163 29L162 30ZM184 31V30H183ZM188 31V30H187ZM222 31V30H221ZM229 30H227V32H228ZM229 31V32H230ZM256 31V32H257ZM26 32V33H25ZM37 32V33H36ZM58 32V33H57ZM62 32V33H61ZM102 32H103V30H102ZM115 32H117V33H115ZM134 32V34H132ZM146 32V31H145ZM145 32H143V33H145ZM170 32V31H169ZM199 32V33H200ZM218 32V31H217ZM220 32V31H219ZM256 32H254L255 33V37L254 38H258V36H260V35H258V36H256L257 34H256ZM264 32V31H263ZM11 33V34H10ZM28 33V34H27ZM46 33V34H45ZM88 33V32H87ZM86 33V34H87ZM98 33H96V34H98ZM137 35H136V34ZM160 33V32H159ZM167 33H166V36H167ZM174 35H173V34ZM221 33H226V31H224V32H220V33H217L218 34V37L217 38H220L221 36ZM231 33V32H230ZM22 34H25V35H22ZM28 36H27V35ZM36 34V35H35ZM81 34V35H80ZM84 34H85V32H84ZM113 34V35H112ZM152 34H155V33H151V31H150V33L148 34V33H146V35H144V37H145V39H144V37L142 38V40H144L145 42H143V43H146V41L148 40V41H150L151 42V39H153L154 37H153V35ZM203 35H201L200 34V36H204V33H202ZM216 34V35H217ZM220 34V35H219ZM223 34V35H224ZM227 34V33H226ZM264 34V33H263ZM14 35V36H13ZM130 35V36H129ZM156 35V34H155ZM162 36H164L163 34H161ZM185 35H186V33H185ZM229 36H230V34H228ZM35 36H38V37H35ZM83 36V37H82ZM109 36V35H108ZM157 38H158V36H160L158 33H157ZM161 36V37H162ZM182 36H183V34H182ZM195 36V35H194ZM212 36V35H211ZM210 36V37H211ZM220 36V37H219ZM227 36V35H226ZM226 36H224L223 38H225ZM16 37H17V40H15L16 39ZM160 37V38H161ZM185 37V36H184ZM198 37L199 36H197V38H196V40L198 39ZM201 37V38H202ZM205 37H207V36H205ZM205 37H203L202 39H200V40H204V39H206ZM209 37V36H208ZM207 37V41L204 43V44H207L208 43V39L210 38H208ZM234 37V36H233ZM156 38V37H155ZM154 38V39H155ZM163 38V37H162ZM161 38V39H162ZM166 38V37H165ZM167 38H168V36H167ZM166 38V39H167ZM187 38V37H186ZM220 39V40H222L224 43H225V39L226 38H228V37H226L225 39ZM242 38H240L241 39V41L243 42V40H242ZM253 37H251L250 39H252V40H248V42H250V41H252L253 43L255 42V41H257L258 42V40L259 39H254ZM78 40V43L77 42H75V43H77L78 44V46H79V42H80V46H82V47H80V48H77V50L75 51V52H80L81 54H79V56H82V54H85V55H83L82 57H79L78 56V53H76L77 55L76 56H74L75 57V59L73 58V60H72V57L70 56V55H68L69 54V47H71V46H69V47H66L67 48V51H65L66 50V48L64 47V44H67V43H72V42H74L73 40ZM153 39V40H154ZM171 40H173L172 38H170ZM188 39V38H187ZM193 39V38H192ZM0 40H1V37H0ZM39 42H38V41ZM152 40V41H153ZM158 40H159V38H158ZM164 40V39H163ZM184 40H185V38H184ZM194 40V39H193ZM199 40V41H200ZM210 40H211V38H210ZM217 40V39H216ZM215 40V41H216ZM219 40V39H218ZM217 40V41H218ZM219 40V41H220ZM225 40V41H224ZM238 40V39H237ZM237 40H235V41H237ZM245 40V39H244ZM254 40V41H253ZM22 41V42H21ZM34 41V42H33ZM114 41V40H113ZM129 41V42H128ZM155 41V40H154ZM154 41H153V43H154ZM176 41V40H175ZM174 41V43L176 44L177 42H175ZM177 41H179V40H177ZM183 41V40H182ZM186 41V40H185ZM188 41V40H187ZM186 41V42H187ZM229 41V40H228ZM228 41H226V42H228ZM231 41H234V40H232V38H231V36H230V43H231ZM239 41V40H238ZM237 41V42H238ZM246 41V40H245ZM15 42H17V44L15 43ZM44 42V43H43ZM46 42V43H45ZM47 42H49L48 44L49 45H44V44H47ZM51 42H53V45L55 46H52V44H51ZM104 42V43H103ZM116 42V41H115ZM114 42V43H115ZM170 42V41H169ZM172 42V41H171ZM184 42V41H183ZM193 42V41H192ZM201 42V41H200ZM199 42V43H200ZM211 42V41H210ZM247 42V41H246ZM261 42V41H260ZM38 43L39 44H41L40 46H38V47H35V45L37 44L38 45ZM61 43H63L62 45L63 46H61ZM70 43V44H71ZM129 43V44H128ZM159 43H161L160 41H159ZM159 43H158V45H159ZM167 43H168V41H167ZM189 43V42H188ZM224 43H222V45H220V47H218V53L219 52H222V51H228V50H230V48H231V50L232 51H230V53L232 54L230 57H233V58H235V59H237V60H235L234 59V63H235V61H238L239 63H240V61L242 62V59L243 60H245V62H247V63H249L250 62V64L252 63L251 62V56H256L257 57V53H258V51H256L257 49L256 48H250V47H252V46H248V49H246V50H248L247 51V53H250V55L249 54H246L247 56H245V55H243L242 57H238L237 56V49H238V47H237V49H236V44H231V45H228L227 43L226 44H224ZM34 44V46L33 47H31L32 45ZM43 44V45H42ZM69 44V45H70ZM76 44V45H77ZM128 44V45H127ZM147 44V43H146ZM148 44H150L151 45V43H149L148 42ZM147 44V45H148ZM204 44L202 45V48H204L203 46H204ZM209 44V43H208ZM218 44V43H217ZM219 44H221V43H219ZM245 44V42L243 43V45ZM247 44V43H246ZM255 44V43H254ZM263 44V43H262ZM25 47H24V46ZM36 45V46H37ZM119 45V44H118ZM117 45V46H118ZM127 45V46H126ZM145 45V44H144ZM147 45H145V46H147ZM150 45H148V47L150 46ZM180 45H182V42H181V44ZM235 45V46H234ZM242 45V44H241ZM250 45V44H249ZM20 46H22V47H24V48H22V47H20ZM162 46V45H161ZM165 46H167V45H165ZM164 46V47H165ZM185 46V45H184ZM188 46H190V45H188ZM195 46V45H194ZM205 46H207V45H205ZM215 47L214 48H216L217 46H216V44L214 45ZM263 46V45H262ZM262 46H260V47H262ZM64 47V48H63ZM118 47H120V46H118ZM171 47H173V44L171 45ZM191 47V46H190ZM193 47V46H192ZM200 47H201V45H200ZM199 47V48H200ZM212 47H213V44H211V49L210 50H214V48L212 49ZM244 47V46H243ZM246 47V46H245ZM244 47V48H245ZM63 48V49H62ZM73 48H74V46H73ZM151 48V47H150ZM169 48V50H170V46L169 47H167V49ZM178 48H180V49H178ZM184 48V47H183ZM189 48V47H188ZM199 48H198V50H199ZM201 48V49H202ZM207 48V47H206ZM239 48H241V47H239ZM263 48V47H262ZM149 49V48H148ZM160 49H163V48H160ZM164 49H166V48H164ZM174 49V50H175ZM190 49V48H189ZM192 49V48H191ZM194 49H196L195 47H194ZM200 49V50H201ZM205 49V48H204ZM203 49V50H204ZM208 49V48H207ZM206 49V50H207ZM242 49V48H241ZM79 50H81V51H79ZM120 50V49H119ZM175 50V51H176ZM187 50V49H186ZM72 51V50H71ZM149 51V50H148ZM167 51V50H166ZM188 51V50H187ZM202 51V50H201ZM216 51V49L214 50V52ZM240 51V50H239ZM74 52V53H75ZM145 52V51H144ZM146 52H147V50H146ZM172 52H174V51H171V53ZM194 52V51H193ZM192 52V53H193ZM207 52H208V50H207ZM217 52V51H216ZM229 52V51H228ZM66 53H67V55H66ZM73 53V54H74ZM191 53V52H190ZM191 53V54H192ZM198 53V52H197ZM199 53H201V52H199ZM239 53V52H238ZM246 53V52H245ZM259 53H261V52H259ZM70 54H72V52L70 53ZM133 55V56H138V58H141L140 59V61H138V62H134L132 59H131V62H129V61H126L127 60V57H128V55H129V57L131 58V56L130 55ZM159 54H160V52H159ZM162 54V53H161ZM175 54V53H174ZM202 54H204L203 52H202ZM221 54H223V53H221ZM225 54V53H224ZM229 54V53H228ZM242 54H244V53H242ZM263 53H261V55H262ZM8 56L7 58H6V56ZM58 55V57L59 58H57L56 56ZM103 56L101 59H98V58H100V56ZM176 55V54H175ZM193 55V54H192ZM194 56V57H197V56ZM205 55V54H204ZM226 55H227V53H226ZM239 55H241V54H239ZM249 55V56H248ZM4 56H5V60H4ZM51 56V57H50ZM62 56H64V57H62ZM73 56V55H72ZM177 56V55H176ZM228 56V55H227ZM2 57H3V59H2ZM65 57L66 58H68V59H65ZM98 57V58H97ZM128 57V59L130 60V58ZM135 57V58H136ZM143 57V58H142ZM165 57H166V55H165ZM188 57V56H187ZM191 57V56H190ZM230 57H229V59H230ZM262 58H264L263 56H261ZM49 58V59H48ZM54 58H56L55 60H54ZM62 58H63V60H62ZM83 58H84V60H83ZM97 58V59H96ZM121 58V59H120ZM154 58H156V59H158V60H155ZM197 58V59H198ZM224 58H226V56L224 57ZM223 58V59H224ZM258 58H259V56H258ZM58 59H60V61L58 60ZM115 59H117V57H115ZM190 59H193L192 57L190 58ZM197 59L195 58V61H197ZM227 59V58H226ZM8 60V61H7ZM89 60L90 61H92V60H94L93 61V63H95V65L93 66V64L91 65V64H89ZM105 60H107V62H109V60L110 59H105ZM104 60V61H105ZM114 60V59H113ZM113 60H112V62H113ZM136 60V59H135ZM179 59H177V61H178ZM200 60V59H199ZM256 60V59H255ZM4 61H6V63H8L7 65H6V63L4 62ZM111 61V60H110ZM118 61H117V63L116 64H118ZM166 61V62H165ZM177 61H176V63H177ZM180 61V60H179ZM195 61H193V62H195ZM226 61V60H225ZM252 61H253V58H252ZM257 61H258V59H257ZM4 62V63H3ZM83 62H85V64L86 65H88L89 64V66H91L90 67V70H91V73H93L92 71L94 70V74L93 75H88V73H86L87 71V69L85 70L86 72V74H87V76L89 77V81H84V80H81V78L82 77H80V73H82V75L84 76V73L83 72H80V70L82 69L81 68V65H83L84 63ZM106 62V61H105ZM114 62H116V61H114ZM181 62V61H180ZM211 62H212V64H211ZM231 63H232V61H230ZM229 62V63H230ZM41 63H43V64H41ZM130 63V64H129ZM226 63H228V61L226 62ZM225 63V64H226ZM239 63H237L238 64V68H236L235 67V65L233 64H231L230 66H228V64H227V66L225 67V68H223L222 66V68L224 69V71H225V69L227 68V70L229 71H235V69L236 70H238V71H240V70H242V71H240V73H238V75H239V77H240V74H248V68L247 67H240L239 66ZM246 63V64H247ZM4 64L6 65V66H4ZM108 64H110V62L108 63ZM111 64H113V63H111ZM190 64V65H189ZM224 64V65H225ZM245 64V65H246ZM252 64H254L253 65V68L251 69V70H249V71H251L252 72V74L253 75H255V76H253V77H255V78H257L256 76H258L259 75V73L260 74H262L263 76H264V59H261L260 58V61H258V62H254V63H252ZM223 65V66H224ZM242 65H243V62H242ZM107 66H109V65H107ZM237 66V65H236ZM87 68H88V71H90L89 70V67L88 66H86ZM103 67H105V66H103ZM248 67H249V65H248ZM81 68V69H80ZM110 68H112V66H110ZM93 69V70H92ZM120 69V68H119ZM153 69H155L154 70V72H153ZM83 70H84V68H83ZM114 70V69H113ZM123 70V71H122ZM222 70V69H221ZM227 70L225 71V73L227 72ZM96 71V72H95ZM109 71L111 72V73H109ZM115 71V72H116ZM148 71V73H146ZM215 71V72H214ZM230 71H229V73H230ZM98 72V73H97ZM124 72L122 73V76H123V74H124ZM127 72V71H126ZM132 72V73H133ZM153 72V73H152ZM116 73H119V72H116ZM143 73V74H144ZM157 73L155 74V75H157ZM225 73H223L225 76H226V74ZM232 73H235V72H232ZM113 75V77L112 78H114V77H116V79L117 78H119V81H117L116 82V79H115V81H113V79L111 78V76L110 75ZM131 74V73H130ZM138 74V73H137ZM236 74H237V72H236ZM249 74H250V72H249ZM248 74V75H249ZM129 75V74H128ZM132 76H135V75H133V74H131ZM139 75V74H138ZM138 75H137V77H138ZM150 75V74H149ZM234 75V74H233ZM248 75H246V76H248ZM125 76H127V73H125ZM143 77V75H140V77ZM242 76H244V75H242ZM109 79H108V78ZM145 77H147V75H145ZM149 77V76H148ZM148 77H147V79H148ZM159 77H161V78H159ZM220 77H222V76H220ZM259 77V76H258ZM260 77H262V76H260ZM23 78V79H22ZM139 78V77H138ZM151 77H149V79H150ZM152 78H153V76H152ZM237 78H238V76H237ZM236 78V79H237ZM263 78V77H262ZM222 79V78H221ZM220 79V82H223V80H221ZM226 79V78H225ZM239 79H242V77H240ZM259 79V78H258ZM118 80V79H117ZM127 80H130V78L128 79L127 78ZM143 80V79H142ZM218 80V79H217ZM243 80L244 79H242V82H243ZM254 80V79H253ZM255 80H257V79H255ZM134 81V80H133ZM132 81V82H133ZM246 81H247V79H246ZM106 82V83H105ZM142 82V81H141ZM143 82H144V80H143ZM151 82V81H150ZM154 82V81H153ZM219 82V83H220ZM238 82H239V80H238ZM241 82V83H242ZM261 82V81H260ZM103 83V84H102ZM224 83V82H223ZM223 83H221V84H223ZM257 83V82H256ZM256 83H255V86H256ZM105 84V85H104ZM107 84V85H108ZM109 84V85H110ZM135 84V83H134ZM138 84V83H137ZM141 84V83H140ZM142 84H144V83H142ZM217 83H215V85H216ZM227 84L228 83H226L225 85L227 86ZM48 85H52V86H48ZM101 85V86H100ZM154 85V84H153ZM156 85V84H155ZM239 85H240V82H239ZM249 86H250V84H248ZM263 85V84H262ZM11 86H13L12 87V89H10L11 88ZM47 86V87H46ZM110 86H113V85H110ZM132 86V85H131ZM134 86V85H133ZM138 86H139V84H138ZM148 86V85H147ZM222 86V85H221ZM238 86V85H237ZM241 86H244L245 87V85H241ZM240 86V88H241V90H242V87ZM253 86V85H252ZM81 87V86H80ZM92 87V86H91ZM103 87V88H104ZM109 86H107V88H108ZM137 87V86H136ZM150 87V86H149ZM149 87H147V88H149ZM160 86H158V88H159ZM166 87V86H165ZM217 87V86H216ZM223 87H224V85H223ZM222 87V88H223ZM235 86H233L232 88H234ZM51 88L49 89V90H51ZM69 88H70V86H69ZM75 88V87H74ZM84 88V87H83ZM83 88H82V90H83ZM154 88H156L157 89V87H154ZM153 88V89H154ZM219 89H220V87H218ZM239 88V87H238ZM237 88V89H238ZM249 88V87H248ZM253 88V87H252ZM78 89V88H77ZM87 89V88H86ZM155 89V90H156ZM170 89V88H169ZM210 89V90H211ZM228 90H229V88H227ZM244 89V88H243ZM254 89V88H253ZM19 90H21V89H19ZM47 90V91H46ZM53 90L55 91V89L53 88ZM59 90V89H58ZM60 90H62V89H60ZM64 90V89H63ZM70 90H72V89H70ZM81 90V89H80ZM89 90V89H88ZM93 90V89H92ZM102 90V89H101ZM104 90V89H103ZM110 89H108L107 91L109 92V94H108V97H107V99L109 98V95H110V91H109ZM122 90L120 91V94H121V92H122ZM151 90V89H150ZM168 90V89H167ZM166 90V91H167ZM209 90V89H208ZM215 90V89H214ZM218 90V89H217ZM224 90V89H223ZM249 90V89H248ZM34 91V90H33ZM38 91V92H39ZM52 91V90H51ZM51 91H49V93L51 92ZM74 91V90H73ZM86 91V90H85ZM112 91H113V89H112ZM114 91H116V90H114ZM118 91V90H117ZM118 91V92H119ZM129 91H131V90H129ZM141 91V90H140ZM169 91H171V90H169ZM173 91V90H172ZM172 91H171V93H172ZM181 91V90H180ZM205 91V90H204ZM204 91H202V92H200L201 93V95L203 94V92ZM225 91H226V89H225ZM232 91V90H231ZM235 91V90H234ZM10 92H12V94H10ZM35 92H37V91H35ZM42 92H39V93H42ZM62 92V91H61ZM71 92V91H70ZM76 92V91H75ZM74 92V93H75ZM79 92V91H78ZM81 92V91H80ZM178 92V91H177ZM176 92V93H177ZM189 92V91H188ZM210 92V91H209ZM215 92H216V95H218L217 96V99H220V96H222V95H220V94H222V93H220V94H218L217 92L218 91H216L215 90ZM214 92V93H215ZM17 93V92H16ZM31 93V92H30ZM53 93V92H52ZM63 93V92H62ZM65 93V92H64ZM83 93V92H82ZM114 93V92H113ZM132 93V92H131ZM170 93V92H169ZM208 93V92H207ZM228 93H229V91H228ZM242 93V92H241ZM15 94V93H14ZM38 94V93H37ZM48 94V92L46 93V95ZM58 94V93H57ZM56 94V95H57ZM72 94V93H71ZM89 94V93H88ZM100 94V93H99ZM119 94V95H120ZM173 94H174V92H173ZM179 94V93H178ZM180 94H182L181 95V97L183 96V93L181 92ZM179 94V95H180ZM186 94H188V93H186ZM186 94L184 95V96H186ZM197 94H198V91H197ZM211 94V93H210ZM209 94V95H210ZM234 94V93H233ZM237 94V93H236ZM41 95V94H40ZM45 95V94H44ZM52 95V94H51ZM63 95V94H62ZM79 95V94H78ZM83 95V94H82ZM93 95H95V94H93ZM102 95V94H101ZM115 95V94H114ZM113 95V96H114ZM118 95V96H119ZM169 95H171V94H169ZM175 95V94H174ZM216 95H214V96H216ZM220 95V96H219ZM229 95H232V93L231 94H229ZM228 95V96H229ZM37 96V95H36ZM39 96V95H38ZM43 96V95H42ZM48 96L50 97V95L48 94ZM68 96V95H67ZM66 96V97H67ZM97 96H98V94H97ZM96 96V97H97ZM100 96V95H99ZM99 96L97 97V98H99ZM116 96V95H115ZM114 96V97H115ZM117 96V98H119ZM123 96V95H122ZM175 96H178V95H175ZM183 96V97H184ZM188 96V95H187ZM190 96H192V95H190ZM196 96H200L199 94L198 95H196ZM203 96H205V95H203ZM226 96H227V94H226ZM225 96V97H226ZM16 97V96H15ZM23 97V96H22ZM66 97H65V99H66ZM75 97V96H74ZM80 97V96H79ZM90 98H91V96H89ZM128 97V96H127ZM138 97V96H137ZM154 97V96H153ZM209 96H205V98H208ZM41 98V97H40ZM42 98H44V96L42 97ZM41 98V99H42ZM52 98H54V97H52ZM82 98V97H81ZM84 98V97H83ZM126 98V97H125ZM128 98H130V97H128ZM133 98V97H132ZM172 98V96H170V99ZM180 98V97H179ZM186 98V97H185ZM37 99V98H36ZM35 99V100H36ZM55 99V98H54ZM53 99V100H54ZM60 99L62 100H65L64 98H62V96H60ZM72 99H73V97H72ZM71 99V100H72ZM89 99V98H88ZM87 99V100H88ZM92 99H93V96H92ZM96 99V98H95ZM115 99H116V97H115ZM124 99V98H123ZM168 99V98H167ZM174 99H176V98H174ZM187 99V98H186ZM190 99V98H189ZM213 99V101L215 100L216 101V99L215 98H213L212 96H211V100ZM8 100H9V98H8ZM8 100H6V101H8ZM38 100V99H37ZM45 100V99H44ZM43 100V101H44ZM52 100V99H51ZM53 100H52V102H53ZM58 100H59V96H58ZM85 100V99H84ZM90 101H91V99H89ZM94 100V99H93ZM93 100H92V102H93ZM104 100V99H103ZM109 100V99H108ZM131 100V99H130ZM5 101V102H6ZM41 101V100H40ZM48 101V100H47ZM50 101V100H49ZM48 101V103H50ZM90 101H88V103L90 102ZM111 101V100H110ZM116 101V100H115ZM119 101V100H118ZM121 101V100H120ZM169 101V100H168ZM212 101V102H213ZM214 101V102H215ZM2 102V103H3ZM5 102L3 103V104H5ZM10 103L12 102V101H9ZM32 102V101H31ZM46 102V101H45ZM51 102V103H52ZM54 102H56V99H55V101ZM74 102H75V99H74ZM101 102H102V100H101ZM123 102V101H122ZM128 103H129V101H127ZM149 102V101H148ZM188 102V101H187ZM213 102V103H214ZM19 103V102H18ZM30 103V102H29ZM33 103V102H32ZM43 103V102H42ZM62 103V102H61ZM65 103H67V102H65ZM80 103V102H79ZM84 103V102H83ZM103 103V102H102ZM120 103V102H119ZM1 104V103H0ZM56 104V103H55ZM54 104V105H55ZM57 104H59V103H57ZM68 104H69V102H68ZM75 104V103H74ZM77 104V103H76ZM81 104H82V102H81ZM104 104H105V102H104ZM113 104V103H112ZM151 104V103H150ZM166 104V103H165ZM210 104V103H209ZM40 105V104H39ZM44 105V104H43ZM52 105V104H51ZM95 105H97V104H95ZM111 105V104H110ZM114 105V104H113ZM118 106L119 107V105H118V103H116L114 106ZM129 105V104H128ZM149 105V104H148ZM211 105V104H210ZM210 105H208V106H210ZM4 106H6V105H4ZM22 106V105H21ZM57 106V105H56ZM76 106V105H75ZM99 106H100V104H99ZM105 106H106V104H105ZM144 106V105H143ZM163 106V105H162ZM207 106V104L205 105V107ZM16 107V106H15ZM39 107V106H38ZM51 107V106H50ZM71 107H72V104H71ZM82 107V106H81ZM130 107V106H129ZM204 107V108H205ZM211 107V106H210ZM13 108V107H12ZM22 108V107H21ZM21 108H20V110H21ZM28 109H29V107H27ZM32 108V107H31ZM40 108V107H39ZM39 108H37V111H38V109ZM53 108V107H52ZM63 108H64V106H63ZM78 108V107H77ZM76 108V109H77ZM87 108H89V107H87ZM86 108V109H87ZM106 108H108V107H106ZM111 108H112V106L110 107V108H108V109H110L111 110ZM125 108V107H124ZM142 108V107H141ZM149 108V107H148ZM148 108H146V110H148ZM50 108H48V110H49ZM55 109V108H54ZM59 109V108H58ZM61 109V108H60ZM66 109H67V107H66ZM72 109V108H71ZM89 109H91L92 110V108H89ZM113 109V108H112ZM114 109H116V108H114ZM121 109V108H120ZM119 109V110H120ZM127 109L128 108H126L125 110L127 111ZM129 109H131V108H129ZM134 109V108H133ZM132 109V110H133ZM153 109V108H152ZM209 109V108H208ZM19 110V109H18ZM45 110H47V108L45 109ZM63 110V109H62ZM78 110V109H77ZM95 110V109H94ZM102 110V109H101ZM106 110V109H105ZM124 110V111H125ZM132 110L130 111V112H132ZM145 110V109H144ZM155 110V109H154ZM3 111V110H2ZM14 111H16L15 109H14ZM40 112L41 111H43L42 109L41 110H39ZM50 111H52V109L50 110ZM59 110H57V112H58ZM83 111H85V110H83ZM121 111V110H120ZM153 111V110H152ZM4 112V111H3ZM18 112V111H17ZM27 112H28V110H27ZM26 112V113H27ZM53 112H55V110L53 111ZM52 112V113H53ZM62 112V111H61ZM64 112H66V110L64 111ZM68 113H66V114H69L70 115V113H69V109H68V111H67ZM80 112H81V109H80ZM95 112H97V111H92L91 113L95 116V115H97L98 113H95ZM113 113H111L112 115H110L109 113V115H105L104 117H103V119H98V118H100V117H98L97 119H96V117H95V119H93L92 117H90V121L88 120V118H89V115L91 114L90 113V111L88 112V113H90L89 115H85V113H83V112H81V113H83V114H81V115H85V116H87V117H85L84 116V118L86 119V120H83V119H81V120H83L84 122L85 121H87L86 123L88 124V122L90 123V125H92L91 127L93 128H91V130H88L87 128L88 127H90V126H88V127H84V126H82V122L83 121H81L80 122V120L79 119H77V120H79V123H80V125H79V127L77 126V128L74 126L73 128H70L69 126H67L68 128H64V130L63 131H60V129H62V128H60V129H55V128H47V129H49L48 131H49V136L48 137H46V139L47 140H43V144H39V142H35L36 143V145H35V148H33L31 145V147L33 148H31L30 146V148L32 149V151H29L30 150V148H29V150H28V148H27V151H29L28 153H24V155H26V157H24L23 156V160H24V162L23 163H21V162H19L20 161V159H18V160H15V161H13V160H10L9 158H5L4 156L6 155V153L4 154V156H2L1 155V153H0V162H1V166L2 167H5L6 168V170H8V172L10 173L11 172V174L13 175H16V173H17V175H16V178H17V176H18V179H20V180H23V179H21V174H19L20 172H22V176H24L25 174H26V172H27V170H28V167H30L31 166V168H29L30 170H28L29 172L30 171H33L34 169H35V172L36 171H38V170H40V167H41V170H40V172H42V173H39V172H32V173H34V177H36V175L35 174H38L39 176H40V174H43V172H44V170H47V172L46 173H48V169H49V166H51V165H53L51 168H50V170L51 169H53L54 170V166H55V168H57V171L59 170V173L56 171L55 172V170L53 171L52 170V172H51V175H49V176H47V174L45 173V174H43V176L45 175V177L47 176V177H49L50 178V176L52 177V178H54V176H53V172H55V174H57L58 173V175L60 176L61 174H60V169H62V171L63 170H67V169H65V168H67L65 165H66V162H64V161H69L70 162V158H72L71 156H73V158H76L77 156V158L78 159H80V156H84L83 155V153L82 152H84V151H89L90 152V146H94L93 148L95 149V145H93L94 143L95 144H97V143H99V144H101L100 142H102V140H104V139H102L101 138V140H100V138H97L96 137V135H98V134H100L99 132H100V129H101V131H103V129H105V130H107L106 128H108V127H111V128H113V127H117V124H118V122H124V120H122L124 117H122V118H120L121 120L119 121L118 120V122H117V124H116V126H113L114 124H113V120H115L116 121V119H117V117H113V116H116V114L118 115V113H116L115 114V112L114 111H112ZM119 112V111H118ZM123 112V111H122ZM129 112V111H128ZM127 112V113H128ZM134 112V111H133ZM135 112H137V111H135ZM150 112H151V109H150ZM25 113V112H24ZM51 113V114H52ZM74 114H75V112H73ZM102 113H104V112H102ZM107 113V112H106ZM126 113V112H125ZM152 113H154V112H152ZM47 114H48V112H47ZM47 114H45L46 116H47ZM55 114V113H54ZM72 114V113H71ZM101 114V113H100ZM99 114V115H100ZM115 114V115H114ZM121 114H123V116H124V113H121ZM120 114V115H121ZM134 114V113H133ZM133 114H131L132 116H133ZM138 114V113H137ZM136 114V115H137ZM139 114H141L140 112H139ZM26 115V114H25ZM40 115V114H39ZM39 115H38V117H39ZM80 114H79V117L81 116ZM99 115H97V116H99ZM129 115V114H128ZM147 115H148V113H147ZM20 116V115H19ZM23 116V115H22ZM21 116V117H22ZM28 116V115H27ZM27 116L25 117V118H27ZM37 116V115H36ZM44 117V118H47V117ZM52 116H53V114H52ZM57 116V115H56ZM66 116V115H65ZM72 116H74V117H77V114H76V116L75 115H73L72 114ZM71 116V117H72ZM111 116L113 117V118H111ZM122 116V115H121ZM121 116H119V117H121ZM125 116H127V114L125 115ZM130 116V115H129ZM149 116L151 117V115L149 114ZM152 116H154L153 114H152ZM11 117V116H10ZM9 117V118H10ZM31 117V116H30ZM42 117H43V115H42ZM60 117V116H59ZM58 117V118H59ZM61 117H62V114H61ZM70 117V118H71ZM83 117V116H82ZM144 117V115L141 117V119ZM149 117V118H150ZM3 118V117H2ZM14 118V117H13ZM34 117L32 116V119H33ZM51 118V117H50ZM58 118H55V116L53 117V119L54 120H56V119H58ZM67 118V117H66ZM73 118V117H72ZM81 118V117H80ZM92 118V119H91ZM105 118V119H104ZM127 118H128V116H127ZM137 118V117H136ZM136 118H135V120H136ZM140 118V117H139ZM138 118V120H139V124L135 121V122H133L132 121V119L130 120L129 119V121L128 120H126V121H128V123L127 124H130V125H132V124H134L133 126H135V125H140V121H141V119H139ZM158 118V117H157ZM1 119V118H0ZM22 119V118H21ZM49 118H47V120H48ZM52 119V118H51ZM126 119V118H125ZM151 119V118H150ZM26 120V119H25ZM28 120H31V118L30 119H28ZM74 120V119H73ZM15 121V120H14ZM23 121H24V119H23ZM32 121H34V119L32 120ZM31 121V122H32ZM36 121V120H35ZM39 121V120H38ZM62 121V120H61ZM68 121V120H67ZM67 121H66V123H67ZM144 121V120H143ZM146 121V120H145ZM144 121V122H145ZM148 121H149V119H148ZM148 121L147 122H145L146 124H148ZM6 122V121H5ZM17 122H18V120H17ZM25 122V121H24ZM30 122V121H29ZM41 122V121H40ZM55 122V121H54ZM60 122V121H59ZM59 122H58V127H59ZM71 121H69V123H70ZM74 122V121H73ZM111 122V123H110ZM25 123H27V122H25ZM48 123V122H47ZM50 123V126H51V122H49ZM48 123V124H49ZM52 123H53V121H52ZM125 123V122H124ZM132 123V124H131ZM142 123V122H141ZM14 124V123H13ZM16 124H18V123H16ZM62 124H63V121H62ZM84 124V123H83ZM127 124H126V126H127ZM143 124V123H142ZM3 125V127L4 126H8V125H5V124H2ZM25 125H27V124H25ZM37 125V124H36ZM57 125V124H56ZM55 125V126H56ZM68 125V124H67ZM78 125V124H77ZM86 125V124H85ZM109 125V126H108ZM130 125H128L129 127H130ZM137 125V126H138ZM144 125V124H143ZM151 125H153L152 124V122H151ZM15 126V125H14ZM18 126H20V124L18 125ZM17 125H16V127H15V129L18 127ZM22 126V128H23V125H21ZM29 126V125H28ZM31 126V125H30ZM29 126V127H30ZM49 126V125H48ZM63 126V125H62ZM108 126V127H107ZM142 126V125H141ZM121 127V126H120ZM124 127H125V125H124ZM2 128V127H1ZM10 128V127H9ZM43 128V127H42ZM76 128V129H75ZM96 128V131L94 130ZM111 128H110V132H113L112 130H111ZM114 128V129H115ZM119 128V127H118ZM122 128V127H121ZM121 128H119V129H121ZM127 128V127H126ZM134 128H136V126L134 127ZM4 130L3 131H7L8 129L7 128H3ZM6 129V130H5ZM13 130H14V128H12ZM25 129H27V128H25ZM25 129H24V132H25ZM39 129V128H38ZM66 129V130H65ZM128 129V128H127ZM152 129V128H151ZM9 130H11V128L9 129ZM13 130H11V131H13ZM18 128H17V132H18ZM20 130H21V128H20ZM29 130V129H28ZM27 130V131H28ZM40 130V129H39ZM42 130V129H41ZM46 130V129H45ZM45 130H43V131H45ZM109 130V129H108ZM136 130V129H135ZM33 131V130H32ZM43 131H42V133H43ZM97 132L98 134H96L95 135V132ZM143 131V130H142ZM151 131V130H150ZM1 132V131H0ZM10 132V131H9ZM29 132H31V131H29ZM35 132V134L38 132V130H36V131H34ZM34 132H32V134L31 135H33V133ZM109 132V131H108ZM133 132V131H132ZM5 133V132H4ZM15 133H16V131H15ZM22 133H23V129H22ZM28 133V132H27ZM27 133L25 132V133H23V134H25V135H27ZM40 132H38L36 135H38ZM45 133V132H44ZM104 132H101V134H103ZM105 133H106V131H105ZM2 134V133H1ZM7 134V133H6ZM20 134V133H19ZM30 134V133H29ZM34 134V135H35ZM47 134V135H48ZM99 135V136H102L103 137V135ZM107 134V133H106ZM126 134V133H125ZM134 134V133H133ZM137 134V133H136ZM9 134H7V136H8ZM22 135V134H21ZM24 135V138L26 137ZM34 135L33 136H30V137H32L33 139H34ZM44 135H46V133L44 134ZM114 135V134H113ZM3 136V135H2ZM40 136H41V133H40ZM39 136V137H40ZM108 136V135H107ZM129 136V135H128ZM23 137V136H22ZM28 137V136H27ZM29 137V138H30ZM42 137V136H41ZM105 137V136H104ZM1 138V137H0ZM8 138V137H7ZM44 138V137H43ZM6 139V138H5ZM26 139V138H25ZM35 139H37V138H35ZM110 139V138H109ZM109 139H107V137H106V139L102 142V144L104 143V142H107V144H108V140ZM113 139V138H112ZM1 140H3V139H1ZM10 140V139H9ZM9 140H8V142L7 143H9V144H11L10 142H9ZM17 140V139H16ZM16 140H14L15 141V143H16ZM21 140V139H20ZM24 141V140H23ZM33 141H35V140H33ZM97 141H99V142H97ZM27 142H29V141H27ZM97 142V143H96ZM1 143L3 144V142L1 141ZM21 143H23L22 141H21ZM25 143V142H24ZM23 143V144H24ZM40 143H42V142H40ZM34 144V143H33ZM107 144H104V145H106L107 146ZM4 145V144H3ZM22 145V144H21ZM27 145V144H26ZM25 145V146H26ZM39 145V146H38ZM113 145V144H112ZM0 146H1V144H0ZM7 146V145H6ZM13 147H14V145H12ZM19 146V145H18ZM17 146V147H18ZM97 146V145H96ZM103 146V145H102ZM10 147V146H9ZM24 146L22 145V148H23ZM91 147V149H93ZM99 147V146H98ZM110 148H113V147H111V145L109 146ZM108 147V148H109ZM5 149H6V147H4ZM25 148V147H24ZM106 148V147H105ZM2 149H3V146H2ZM19 149H21L20 147H19ZM100 149V148H99ZM99 149H97L96 151H98ZM103 148H101V150H102ZM141 149V148H140ZM11 150V149H10ZM25 150V149H24ZM34 150V151H33ZM71 151V156H68L67 157V155H68V153H69V151ZM111 150H114V148L113 149H111ZM135 150V149H134ZM6 151V150H5ZM7 151H9V149L7 150ZM19 152H20V150H18ZM92 151V150H91ZM95 150H93V152H94ZM95 151V152H96ZM105 151V150H104ZM108 150H107V148H106V152H107ZM121 151V150H120ZM139 151V150H138ZM2 152V151H1ZM12 152V151H11ZM14 152V151H13ZM21 152H23V151H21ZM32 152V153H31ZM68 152V153H67ZM109 152V151H108ZM115 152V151H114ZM118 152V151H117ZM129 152V151H128ZM82 153V154H81ZM84 153H86V152H84ZM88 153V152H87ZM112 153H113V151H112ZM239 153V152H238ZM237 152H236V154H238ZM250 153V152H249ZM8 155H9V153H7ZM21 154V153H20ZM76 156V157H74V155ZM118 154V153H117ZM138 154V153H137ZM260 154V153H259ZM8 155H6V157H8ZM124 155H127V154H124ZM129 155H131V154H129ZM136 155V154H135ZM240 155V154H239ZM241 155H242V153H241ZM247 155H249V154H247ZM17 156V155H16ZM85 156H87L88 157V155H85ZM90 157H91V155H89ZM133 156V155H132ZM131 156V157H132ZM244 156H245V154H244ZM4 157V158H3ZM67 157V158H66ZM87 157H83V161L82 162H86L87 161ZM94 156L92 155V159H94L93 158ZM96 157V156H95ZM127 157V156H126ZM228 157V156H227ZM227 157H225L224 159H226ZM238 156H236V158H237ZM3 158V159H2ZM20 158V157H19ZM22 158V157H21ZM89 158V157H88ZM90 158V159H91ZM129 158V157H128ZM16 159V158H15ZM82 159V158H81ZM80 159V160H81ZM86 161H85V160ZM97 159V158H96ZM106 159V158H105ZM142 159V158H141ZM147 159V158H146ZM239 159V158H238ZM241 159V158H240ZM246 159H247V157H246ZM249 159V158H248ZM25 160H26V162L28 163L27 165H29V166H27V167H25L24 168V166H25V164H26V162H25ZM58 160H60V162H57ZM63 160V161H62ZM203 160V159H202ZM227 160H228V158H227ZM231 160V159H230ZM19 163H18V162ZM62 161V162H61ZM77 161V160H76ZM131 161V160H130ZM225 161V160H224ZM74 162V161H73ZM82 162H80V164H79V161H78V166L80 167V165H82L83 163ZM105 162H106V160H105ZM134 162V161H133ZM139 162V161H138ZM137 162V163H138ZM25 163V164H24ZM56 163L57 164H59V166L60 165H62V166H65V167H59V169H58V167L56 166ZM61 163V164H60ZM64 163H65V165H64ZM76 163V162H75ZM245 163V162H244ZM18 164H20V166H22V168L20 167H18L17 165ZM55 164V165H54ZM98 164H99V162H98ZM102 164V163H101ZM225 164V163H224ZM248 164V163H247ZM257 164V163H256ZM40 165V166H39ZM88 165V164H87ZM238 165V164H237ZM250 165H253V164H250ZM39 166V167H38ZM95 166V165H94ZM261 166V165H260ZM19 168L20 169V172H19V170L17 169V171H16V169H14V168ZM35 167V168H34ZM39 168V169H36V168ZM78 167V168H79ZM85 167V166H84ZM253 167V166H252ZM255 167V166H254ZM5 168H3V169H5ZM32 168H33V170H32ZM130 168V167H129ZM222 168H224V167H222ZM228 168V167H227ZM3 169L0 167V171L2 170L3 171ZM77 169V168H76ZM255 169H257V168H255ZM6 170H4L3 171V173L5 174H9V173H7V171ZM16 171V173H15V171ZM82 170H83V168H82ZM81 170V171H82ZM126 170H127V168H126ZM227 170V169H226ZM61 171V173H65V171H63L62 172ZM79 171V170H78ZM262 171V170H261ZM25 172V174H23ZM67 172V171H66ZM3 173H0V174H2V176L0 175V177H2V178H4L3 176H5V178L7 177V175L5 174H3ZM28 173V172H27ZM32 173H31V176H32ZM75 173V172H74ZM54 174V175H55ZM68 174V173H67ZM67 174H66V176H67ZM12 175H8V177L9 176H11V177H14V179H16L15 178V176H12ZM30 175V174H29ZM57 175V176H58ZM72 175V174H71ZM26 176V175H25ZM24 176V177H25ZM27 176H28V174H27ZM33 176H32V178H33ZM56 176V175H55ZM65 176V177H66ZM10 177V178H11ZM24 177H22V178H24ZM38 177V176H37ZM41 177H42V175H41ZM4 178V179H5ZM25 178H28V177H25ZM44 178V177H43ZM3 179V180H4ZM38 179V178H37ZM42 179V178H41ZM45 179V178H44ZM0 180H1V178H0ZM7 180H9L8 178H7ZM7 180H6V182H7ZM11 180H13V179H11ZM27 180V179H26ZM32 180V179H31ZM46 181H47V179H45ZM2 181V180H1ZM0 181V182H1ZM10 181V180H9ZM8 181V182H9ZM39 181H41V180H39ZM7 182V183H8ZM24 182H26V181H24ZM42 182H44V181H42ZM15 183V182H14ZM23 183V182H22ZM55 183V182H54ZM1 184H5V182L4 183H1ZM8 187V186H7Z\"/></svg>",
    "mask_w": 264,
    "mask_h": 264
},
{
    "label": "clouds",
    "instance_id": "clouds-1",
    "mask_svg": "<svg viewBox=\"0 0 264 264\" xmlns=\"http://www.w3.org/2000/svg\"><path fill=\"white\" fill-rule=\"evenodd\" d=\"M131 181L132 177H128L127 184L130 186L122 193L125 198L124 202L115 206L105 205L107 211L100 214L101 220L99 224L80 226L76 223L86 211L94 210L98 207L94 203H88L87 207L79 208L72 212L68 224L74 227L75 230L72 235L77 237L72 249H79L83 254L67 257L63 264H68V260H74L75 264H130V257L127 256L129 249H132L133 253H139L140 255L149 254L151 251V240L137 243L126 231H121L119 237L116 238L104 235L121 217L127 214L139 215L142 212L144 197L137 191L138 185L132 184ZM191 186V182L187 179L170 186V198L174 201L170 205V210L177 212L182 210V206L190 194ZM102 192L103 190L98 192L97 195H101ZM165 203L166 200L159 201L161 205ZM177 231H179V228H177ZM161 247L160 259L169 255L183 256L184 244L179 240H169ZM55 248L57 252L67 250V246L61 249L59 244ZM151 264H157V261L153 260Z\"/></svg>",
    "mask_w": 264,
    "mask_h": 264
}]
</instances>
